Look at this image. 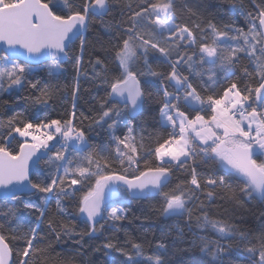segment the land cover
Listing matches in <instances>:
<instances>
[{
  "label": "snow or ice",
  "instance_id": "snow-or-ice-1",
  "mask_svg": "<svg viewBox=\"0 0 264 264\" xmlns=\"http://www.w3.org/2000/svg\"><path fill=\"white\" fill-rule=\"evenodd\" d=\"M249 3L254 10L246 8L243 0L232 5L246 18L245 26L234 21L217 25L202 13L195 22H181L185 10L193 16L196 12L187 5L178 9L176 0L122 5L115 42L101 44L104 55L89 61L101 67L104 75L94 71L93 76L107 84L109 100L115 104L103 100L88 129L80 126L90 118L80 113V123L76 122L77 77L71 91L72 111L66 118L33 122L16 112L0 119L6 129L0 135V195L18 199L28 194L25 207L38 212L34 225L11 209L0 217V264H69L56 253L51 240L59 243L78 235L80 243L84 237L97 235V225L103 227L100 221L126 219L125 209L111 202L120 188L134 197L162 195L163 215L186 216L189 230L193 211L198 209L202 216L196 218L197 227L202 231L210 227L219 237H199L200 251L210 257L208 264H224V257L233 250L221 239L238 241L236 250L247 254L248 264H264V210L256 214L255 229L244 228L231 218L212 219L207 211L217 197L223 214L230 211L227 203L243 207L245 201L258 200L264 205V161L254 158L257 150L264 155V0ZM64 5L66 12L54 0H0V93L27 84L38 94L17 96V100L48 108L58 87L35 77L45 70L59 75L76 40L79 54L73 59L79 73L88 50L85 33L89 25L98 19L109 27L104 18L114 5L112 0H82L79 7L64 0ZM150 88L162 92L152 132L147 131V117L143 125L137 123L144 105L155 99L147 91ZM120 123L126 131L117 135ZM93 125L107 126L109 143L91 142ZM17 135L23 139L17 140L14 151L11 144ZM72 152L76 156L70 159ZM48 153H52L49 163L55 165V172L37 180L40 161ZM146 156L155 158L154 166ZM117 164L123 172L116 170ZM133 166L138 174L129 178L126 173ZM177 173L183 178L178 177L175 188L165 192ZM81 191L78 212L87 228L78 233L74 224L48 218L46 195L31 199L37 192L54 194L55 215L65 216L64 199H76ZM46 219L47 233L40 227ZM183 238L179 229L177 239L183 242ZM191 243L197 246V241ZM101 248L105 255L119 252L124 264H139L143 257L141 243H131V253L110 240ZM164 251L166 245L159 242L157 254L146 258L149 264H167Z\"/></svg>",
  "mask_w": 264,
  "mask_h": 264
},
{
  "label": "trees",
  "instance_id": "trees-1",
  "mask_svg": "<svg viewBox=\"0 0 264 264\" xmlns=\"http://www.w3.org/2000/svg\"><path fill=\"white\" fill-rule=\"evenodd\" d=\"M58 8H63L67 11V7L64 5V0H54ZM114 8L109 16L105 17V21L110 22L109 27H104L101 21L93 19L89 25L85 35L89 41L88 50L83 56V63L81 65L79 73L77 72L73 55L79 54V41L76 40L72 45V51L63 64L62 72L59 75H49L48 72L40 71L35 79H39L41 83H47L52 86H57L58 91L55 96L49 101L48 108L44 109L43 106H33L30 102L26 103L24 100H17V96H29L36 95L38 93L35 90L30 89L27 84L22 89H16L12 92L0 93V119H6L7 116L13 115L16 112H22L25 117H31L33 122L37 119H63L72 111V96L71 91L75 86L77 77H79L80 91L78 93V99L76 100V122L79 124L81 117L80 113L88 116L89 120H84L80 126L86 130L91 123L92 117H98L100 109V103L103 100H109L107 84L99 77H94L93 72L101 73V77L104 72L100 66H95L89 61H94L97 55L103 56L101 52V44L105 46L108 42L113 40V37L119 35L118 22L120 21V7L128 3L142 2V0H112ZM236 0H176L178 9L184 8L187 5L189 8L196 12L193 16L186 10L181 14V22L192 23L200 17L202 13L207 16L217 25H223L234 21L238 26H245L247 24L246 18L240 13L238 7L233 8L232 5ZM69 3L79 7L82 0H69ZM245 7L249 10H254L253 5L249 3V0H243ZM244 64H248L247 60L243 61ZM156 66V65H154ZM113 67L112 61H108V68ZM111 75V72L108 73ZM155 99L144 105L143 116H141L137 123L143 125L144 119H149V126L147 131L152 132L154 129L151 127L156 121L152 117H157L158 109L161 106L159 99L162 96V92H157L156 88L147 89ZM5 101L9 103L5 104ZM110 104H115L114 101L109 100ZM116 107H122V105H116ZM139 128L137 132H139ZM157 131L159 129H156ZM126 131L124 124L120 123L117 126L116 134L122 135ZM6 134V129L3 124H0V135ZM15 135V134H14ZM91 136V142L95 144L109 143L110 135L107 126L103 128L92 126L89 131ZM17 140H21L16 136V139L12 141L11 148L17 150ZM114 147V145H113ZM59 146L57 145V150ZM52 153H49L47 157L40 161V169L42 170L40 175L35 179H42L45 174L49 172H55V165L49 163V157ZM75 152H72L69 158H74ZM254 158L258 162L264 161V155L256 151ZM147 163L150 166H154L156 161L152 156H146ZM218 166V165H217ZM145 161L141 160L140 168L144 169ZM118 172H123L116 165ZM223 171V169H221ZM129 178L137 175L135 166L128 169L127 173ZM183 178L182 173H177L169 183V186L164 189L165 192L171 191L179 183V179ZM94 183V181H93ZM239 183V180H234V187ZM79 187V186H77ZM87 189L85 188L84 191ZM84 192H77L76 199H64V206L67 209L68 214L65 216L55 215L56 212V196L54 194L35 193L31 197L35 200L36 197L47 196L48 200V218L57 221L59 224L69 225L74 224L76 232L86 230L87 224L85 219L82 218L78 212V201ZM29 199L28 194L21 196L18 199H0V217L9 209L17 212L18 215L25 218L30 224L34 225L38 212L35 209L25 207V201ZM201 199H204L201 196ZM111 202H115L123 207L127 213L126 219L118 222H114L108 219L100 221L103 225H97L99 231L93 238L84 237L83 241L77 243L80 240L78 235L73 237H64L59 243L53 238L51 243L56 248V253H59L69 264H124L125 257L119 252L112 250L108 255H105V250L101 246L107 242L112 241L118 246H122L126 251L132 252L131 243H141L143 245V257L139 258V264H149L146 259L148 256L157 254V244L163 242L166 245V251L163 252V257L167 261V264H208L210 257L200 251L198 246V240L200 236H207L209 239H219L217 234L209 227L205 230H201L197 227V217L202 216L198 209L193 211L191 230L186 223L187 217H166L163 215L161 208L164 203L162 195L147 196L145 198H133L123 188L119 189V193L115 198L111 199ZM207 204V201H205ZM222 203L219 197H217L214 204H211L207 211L212 219L226 220L231 218V222L241 224L244 228L255 229L258 225L256 214L259 211L264 210V205H261L258 200L245 201L243 207H236L231 203L225 204V207L229 208L228 214H223L219 208ZM43 232H48L47 219L40 225ZM182 229L184 232L183 242L178 241V230ZM197 241V246L192 245V241ZM222 244H231L232 251L224 257V264H248L247 254L243 251H237L239 242L236 240H220ZM82 245V246H81ZM22 246V242H21ZM97 248H101L100 251H96ZM13 259H16L13 256Z\"/></svg>",
  "mask_w": 264,
  "mask_h": 264
},
{
  "label": "water",
  "instance_id": "water-1",
  "mask_svg": "<svg viewBox=\"0 0 264 264\" xmlns=\"http://www.w3.org/2000/svg\"><path fill=\"white\" fill-rule=\"evenodd\" d=\"M21 60H23V57H21ZM49 154V153H48ZM48 154L47 155H45L44 156V158L45 157H47L48 156ZM118 193H119V190L116 192V194L112 197V198H115L117 195H118ZM129 193V192H128ZM133 198H145V197H147V196H153V195H156V193H151V194H147V195H145V196H141V197H134L131 193H129ZM10 198V197H9ZM111 198V199H112ZM0 199H6L3 195H0ZM82 216V215H81ZM82 218H84L85 219V217L84 216H82Z\"/></svg>",
  "mask_w": 264,
  "mask_h": 264
},
{
  "label": "rangeland",
  "instance_id": "rangeland-1",
  "mask_svg": "<svg viewBox=\"0 0 264 264\" xmlns=\"http://www.w3.org/2000/svg\"><path fill=\"white\" fill-rule=\"evenodd\" d=\"M17 137H18V135H17ZM18 138H20V137H18ZM30 138V137H29ZM20 139H23V138H20ZM259 151V150H258Z\"/></svg>",
  "mask_w": 264,
  "mask_h": 264
}]
</instances>
